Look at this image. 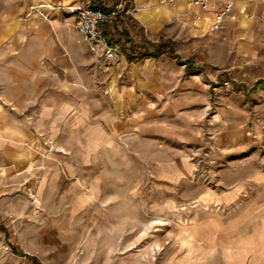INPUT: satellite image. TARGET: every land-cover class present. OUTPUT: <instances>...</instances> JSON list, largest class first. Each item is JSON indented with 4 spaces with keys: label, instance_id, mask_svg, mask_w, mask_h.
Returning <instances> with one entry per match:
<instances>
[{
    "label": "rangeland",
    "instance_id": "obj_1",
    "mask_svg": "<svg viewBox=\"0 0 264 264\" xmlns=\"http://www.w3.org/2000/svg\"><path fill=\"white\" fill-rule=\"evenodd\" d=\"M80 4L119 11L107 31L127 61L92 50L72 9ZM143 6L135 0L0 1V12L9 7L12 14L9 47L0 52V80L11 82H0V110H114L118 100L126 104L120 110H157L159 121L153 154L137 130L121 135L126 153L110 158L108 176L93 181L99 198L91 210L72 218L79 241L68 258L29 255L12 264H225L227 243L244 237L247 264H264V58L245 57L236 37L217 27L147 29ZM61 28L72 43L69 53L55 30ZM3 37L0 32V43ZM168 39L175 55L139 59ZM59 48L68 72L53 63ZM114 65L116 97L105 80ZM32 178L17 190L39 211ZM3 231L0 251L12 253Z\"/></svg>",
    "mask_w": 264,
    "mask_h": 264
},
{
    "label": "crops",
    "instance_id": "obj_2",
    "mask_svg": "<svg viewBox=\"0 0 264 264\" xmlns=\"http://www.w3.org/2000/svg\"><path fill=\"white\" fill-rule=\"evenodd\" d=\"M135 1L144 5L141 19L147 29L162 25L171 32L178 25L186 31L193 24L198 31L204 25L217 27L236 37L237 50L245 57L264 58V0H212L206 8L193 0ZM229 1L234 3L232 13L217 22L218 11ZM150 15H156L159 26ZM0 19L3 23L0 32L4 36L0 52H3L5 46L9 47L6 36L11 35L9 7L0 12ZM55 30L61 45L69 47L67 52H71L72 43L66 33L62 28ZM84 50L86 61H92L87 46ZM56 56L54 65L68 72L72 67L60 48ZM125 58L121 53L115 60L122 64ZM111 68L112 76L105 80L115 96L118 65ZM19 72L26 80V61ZM0 82L11 80L4 78ZM3 98L9 100L12 95L3 94ZM121 106L126 104L117 100L118 108L114 110H31L29 115L24 110H0V229L12 245V253L0 251V264H12V260L29 255H34V259L68 258L79 241L72 218L91 210L99 198L93 181L99 183L98 180L108 176L110 158L126 153L121 135L127 130H137V138L151 142V154L154 153L159 125L157 110H120ZM51 142L53 149L47 151ZM29 176L33 177V187L41 198L39 211L30 207L23 191L17 190ZM234 191L238 194L240 189ZM226 249L221 257L225 264H247L246 237L230 240Z\"/></svg>",
    "mask_w": 264,
    "mask_h": 264
},
{
    "label": "built area",
    "instance_id": "obj_3",
    "mask_svg": "<svg viewBox=\"0 0 264 264\" xmlns=\"http://www.w3.org/2000/svg\"><path fill=\"white\" fill-rule=\"evenodd\" d=\"M193 1L206 8L212 0ZM213 1L222 2L223 0ZM233 4V1L226 2L224 7L219 10L217 14L218 22H221L228 13L232 12ZM72 9L76 13L78 29L82 33L84 40L90 44L92 50L107 60L115 59L120 53V48L111 41L107 31V24L113 15L119 11H106L91 4L74 5Z\"/></svg>",
    "mask_w": 264,
    "mask_h": 264
},
{
    "label": "trees",
    "instance_id": "obj_4",
    "mask_svg": "<svg viewBox=\"0 0 264 264\" xmlns=\"http://www.w3.org/2000/svg\"><path fill=\"white\" fill-rule=\"evenodd\" d=\"M99 8V7H98ZM103 10L108 11L105 8H101ZM163 53H168L169 55H175L174 54V47H173V40L172 39H168L166 41H160L159 43L155 44V50L152 52H147L146 54H142L139 59H142L145 57V55H151V56H159ZM137 58L133 57L131 54H128V60L129 61H135ZM192 61L191 59L187 60L185 63L187 65V67H191L192 66Z\"/></svg>",
    "mask_w": 264,
    "mask_h": 264
}]
</instances>
